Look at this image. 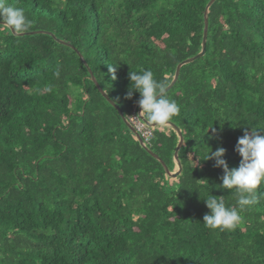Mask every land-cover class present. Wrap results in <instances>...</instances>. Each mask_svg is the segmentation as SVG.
Listing matches in <instances>:
<instances>
[{"label":"trees","instance_id":"trees-1","mask_svg":"<svg viewBox=\"0 0 264 264\" xmlns=\"http://www.w3.org/2000/svg\"><path fill=\"white\" fill-rule=\"evenodd\" d=\"M210 1L7 0L26 32L53 36L0 25V264H264V184L234 230L203 223L209 195L239 208L207 152L224 147L238 167L239 137L264 128V0H216L204 56L166 92L184 138L175 180L58 41L128 120L129 73L167 87L200 53ZM148 127L174 171L176 131Z\"/></svg>","mask_w":264,"mask_h":264},{"label":"clouds","instance_id":"clouds-1","mask_svg":"<svg viewBox=\"0 0 264 264\" xmlns=\"http://www.w3.org/2000/svg\"><path fill=\"white\" fill-rule=\"evenodd\" d=\"M0 25L6 26L19 36L31 28V21L22 8L13 6L7 0H0ZM110 71L113 72L115 79V68L110 67ZM129 79V90L124 98L132 99L135 93L140 94L136 101L140 108L138 116L150 124L166 127L173 117L179 114L180 108L176 101L166 95L165 83L157 80L151 70L131 71ZM116 99L118 102L119 98ZM213 132L215 133V129ZM262 133L264 128L254 127L251 131L245 129L244 134L239 137L235 151L242 159L238 167L229 168L223 158L227 151L224 147H219L214 152H207L205 159H214V166L222 167L224 170L222 184L217 187L231 190L239 208L226 205L223 198L207 196L204 201L210 211L203 217L206 228L220 231L234 230L242 219L240 211L256 202L255 192L261 184H264V134Z\"/></svg>","mask_w":264,"mask_h":264},{"label":"water","instance_id":"water-1","mask_svg":"<svg viewBox=\"0 0 264 264\" xmlns=\"http://www.w3.org/2000/svg\"><path fill=\"white\" fill-rule=\"evenodd\" d=\"M216 0H211L208 5L206 6V9H205V14H204V30H203V40H202V48H201V51L200 53H198L196 56L194 57H191V58H188L184 61H182L180 64H178L177 68H176V71H175V74H174V78L172 80V82L166 87V92H168L176 83V81L178 80V77H179V73H180V70L181 68L184 66V65H187V64H190L194 61H196L197 59L201 58L202 56H204L205 54V51H206V44H207V36H208V13H209V10H210V7L213 5V3L215 2ZM14 34V33H13ZM35 34H49V35H52V33L50 32H46V31H34V32H25L19 36H25V35H35ZM16 35V34H14ZM60 43L62 44H65L71 48H73L76 53L79 55L80 59L82 60V62L85 64V66L87 67L89 73H90V79L91 81L95 84V86L97 87L98 91L100 92V94L106 99V101H108L111 106H113L117 111L118 113L120 114L122 120L124 121V123L127 125V127L135 134V136L137 137L138 139V142L139 144L142 146V148H144L151 156H153L156 160H158V162H160V164L163 166L165 172H166V175L172 179H177L178 176L181 174V171H182V165H181V162L179 160V151L181 149V147L183 146V143H184V138H183V135H182V132L181 130L173 123L169 122L167 124V126L173 128L176 133H177V136H178V143H177V146L175 148V151H174V155H173V159H174V163L176 165V169L174 171H170L169 168L167 167V165L165 164V162L163 160H161L156 154H154L150 148L143 142V140L141 139V137L139 136V134L136 132V130L134 129V127L128 122L127 118L124 116L121 108L115 103L113 102L108 96L107 94L104 92V90L101 88V86L99 85V83L97 82L93 72L91 71V69L87 66V63L83 57V55L77 50L75 49L71 44H68L64 41H61V40H58ZM139 111H140V108H139ZM147 125H149L150 127L152 128H156V127H159V126H156L154 124H150L149 122H147L146 120H144L142 117H140Z\"/></svg>","mask_w":264,"mask_h":264},{"label":"built area","instance_id":"built-area-1","mask_svg":"<svg viewBox=\"0 0 264 264\" xmlns=\"http://www.w3.org/2000/svg\"><path fill=\"white\" fill-rule=\"evenodd\" d=\"M130 124L134 127L136 132L140 135L143 142L148 146L151 143V140L153 139V132L148 127V125L142 121L140 117H138L136 114H133L128 119Z\"/></svg>","mask_w":264,"mask_h":264},{"label":"rangeland","instance_id":"rangeland-1","mask_svg":"<svg viewBox=\"0 0 264 264\" xmlns=\"http://www.w3.org/2000/svg\"><path fill=\"white\" fill-rule=\"evenodd\" d=\"M173 129V128H172ZM173 180H175V179H173Z\"/></svg>","mask_w":264,"mask_h":264}]
</instances>
